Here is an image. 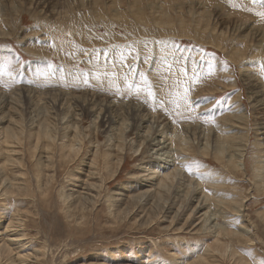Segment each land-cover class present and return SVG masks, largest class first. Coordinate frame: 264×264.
<instances>
[{
  "label": "rangeland",
  "instance_id": "rangeland-1",
  "mask_svg": "<svg viewBox=\"0 0 264 264\" xmlns=\"http://www.w3.org/2000/svg\"><path fill=\"white\" fill-rule=\"evenodd\" d=\"M0 1V67L11 74L0 78V245L14 264H261L264 126L253 119L264 115L248 86L264 91V0ZM143 108L158 129L179 130L170 169L141 137L151 124L135 127ZM222 123L243 139L240 165L193 139L195 125L224 139ZM164 179L173 186L156 200ZM202 197L216 204L190 216Z\"/></svg>",
  "mask_w": 264,
  "mask_h": 264
},
{
  "label": "bare ground",
  "instance_id": "bare-ground-1",
  "mask_svg": "<svg viewBox=\"0 0 264 264\" xmlns=\"http://www.w3.org/2000/svg\"><path fill=\"white\" fill-rule=\"evenodd\" d=\"M5 1H7V0H5ZM241 1V0H240ZM246 1V0H245ZM1 2V1H0ZM8 2H10V1H8ZM218 2V1H217ZM238 1H236V0H231V4L232 5H234V4H236ZM246 2H248V0L246 1ZM249 3V2H248ZM247 3V4H248ZM190 4V3H189ZM220 4V3H219ZM221 5V4H220ZM209 6V5H208ZM219 6V5H218ZM226 6V5H225ZM252 6V5H251ZM236 7V6H235ZM238 7V6H237ZM263 7V6H262ZM221 8V7H220ZM253 9V8H252ZM249 11H251V8H249L248 9V12ZM255 11V10H254ZM212 12V11H211ZM245 12H247L246 10H245ZM193 13V12H192ZM221 13V12H220ZM229 13V12H228ZM217 15H220L219 13H218V11H217ZM244 15H246V16H243L242 18H238V20H240L241 21V24H239V27L242 25L243 26V28H245L246 27V20L248 21L249 19H248V15H249V13L247 14H244ZM225 17H229V15H227V16H225ZM224 18V17H223ZM227 19H229V18H227ZM172 21H175V20H173V19H171ZM258 20V19H257ZM165 21V20H164ZM179 21V20H178ZM179 23H180V21H179ZM208 23H209V21H208ZM171 24V23H170ZM186 24V23H185ZM258 23H256V25H257ZM172 25V24H171ZM199 25V24H198ZM251 25V24H250ZM253 25H255V24H253ZM238 27V28H239ZM250 27V26H249ZM254 27V26H253ZM182 29V28H181ZM247 29V28H246ZM253 30V29H252ZM10 35V34H9ZM246 35V34H245ZM253 35V34H252ZM243 37V36H242ZM247 37V36H246ZM259 37H261V36H259ZM251 39H252V37H251ZM255 39V38H254ZM262 39H264V33H263V35H262ZM244 40H246L245 38H244ZM261 40V39H260ZM34 41V40H33ZM256 41V40H255ZM262 41H264V40H262ZM258 42V41H257ZM238 49V48H237ZM115 52V51H114ZM120 53V52H119ZM240 55V54H239ZM241 56V55H240ZM119 65V64H118ZM248 75H250V74H248ZM247 79H251L250 77H247ZM248 84V83H247ZM249 85V84H248ZM248 88H249V92L254 96V98H253V101L255 102V107H261V110H260V113H263V115H264V91H262L261 90V88L259 89V85H256V84H252V86H248ZM264 90V89H263ZM23 93V92H22ZM24 94V93H23ZM86 94V93H85ZM250 94V95H251ZM34 95V94H33ZM38 95V94H37ZM76 95V94H75ZM241 96V95H240ZM251 97V96H250ZM17 98V97H16ZM21 98V97H20ZM106 98V97H105ZM181 99V98H180ZM79 100H81V98L79 99ZM105 100V99H104ZM130 100V99H129ZM56 101V100H55ZM93 101V100H92ZM111 101V100H110ZM18 102V101H17ZM41 102V101H40ZM69 102V101H68ZM74 102V101H73ZM128 102V101H127ZM176 102V101H175ZM213 102V101H212ZM37 103V102H36ZM116 103V102H115ZM70 104V103H69ZM68 104V105H69ZM98 104V103H97ZM96 104V105H97ZM241 104V103H240ZM27 105V104H26ZM66 105V104H65ZM242 105V104H241ZM95 106V104H93V103H91V105L89 106V110H93V109H95V108H93ZM95 107H97V106H95ZM98 107H99V105H98ZM102 107V106H101ZM123 107V106H122ZM129 107V106H128ZM139 107V106H138ZM237 107V106H236ZM4 108H6V107H4ZM141 108H142V106H141ZM140 108V109H141ZM174 108V107H173ZM220 108V107H219ZM102 109V108H101ZM230 109V108H229ZM241 108H239L237 111H239ZM98 110V109H97ZM96 110V111H97ZM100 110V109H99ZM103 110H104V108H103ZM115 110V109H114ZM113 110V108L111 107V104H108V107H107V109H106V113H109V114H107V116H108V118H109V121H111V120H113V119H115L116 117H117V115L116 114H114V111ZM135 110V109H134ZM143 110V112L142 111H140V113L137 115V119H136V122H134V124H135V127H138L139 128V126L141 127L145 122H149L151 125H149L148 126V128H149V131L152 129L153 131H152V136L151 137H149V135L151 134H148V135H143V136H141V137H143L144 138V140H146V141H148V148H150V146L152 145V146H155L157 149H156V152H157V155H159V156H161V157H156V160H155V162L156 163H158L159 161H162L164 164H161L162 165V167H164V169L166 168V169H170L169 167H171V161H173L172 159H174L173 158V154L171 155V153H173V150H171L170 148H169V144H168V141H169V139H172L173 137H176V136H178L179 135V130H176V128L173 130L172 128H170L169 126L170 125H167V123L165 124V125H162L163 126V128L160 130V129H158L159 128V126L161 125V123L162 122H164L163 120H161L160 121V119H162V118H157V119H154L153 121L150 119L151 117H150V114H148V112L147 113H145L146 112V110H144V108L142 109ZM35 111H36V109H35ZM87 111V110H86ZM85 111V112H86ZM95 111V110H94ZM132 111V110H131ZM98 112V111H97ZM104 112V111H103ZM126 112V111H125ZM257 110H256V115H257ZM47 113V112H46ZM66 113V112H65ZM101 114H102V112H100ZM116 113V112H115ZM239 113V112H238ZM241 113H242V111H241ZM247 112L245 111V113H243V115L244 116H241V115H238L237 114V117H238V119L240 118L241 120H242V118H244V120L247 122V121H249L248 119H249V116L246 114ZM85 114V113H84ZM98 114V113H97ZM118 114H120V113H118ZM132 114V113H131ZM148 114V115H147ZM69 115V114H68ZM2 116V115H1ZM120 116V115H119ZM129 116V115H128ZM138 116H139V118H138ZM3 117V116H2ZM127 117V116H126ZM155 117V116H154ZM160 117V116H159ZM257 116H255L254 117V124H258L259 126H261V125H263L264 126V119H260V120H258L257 118H256ZM259 117V116H258ZM23 118V117H22ZM107 117H105V119H106ZM121 118H123V117H121ZM121 118H119V119H121ZM129 118V117H128ZM8 119V118H7ZM124 119V118H123ZM126 119V118H125ZM132 119H133V117H132ZM257 119V120H256ZM0 120H1V118H0ZM116 120V119H115ZM114 120V121H115ZM118 120V119H117ZM116 120V121H117ZM128 120V119H127ZM227 120H229L230 121V124L229 125H231V124H233L234 122L232 121L233 119L232 118H230V117H227ZM227 120H226V122H227ZM222 121V120H221ZM251 121V120H250ZM42 122V121H41ZM108 122V121H107ZM112 122V121H111ZM242 122V121H241ZM17 123H18V121H17ZM20 123V122H19ZM47 122H45V124H46ZM123 123H126V121L125 122H123ZM122 123V124H123ZM128 123V122H127ZM157 123V126L154 128V125ZM238 123V122H237ZM41 124V123H40ZM129 124V123H128ZM127 124V125H128ZM228 124V123H227ZM9 125V124H8ZM47 125V124H46ZM226 125V123L224 124V123H222V130H223V134H225V136H223L224 137V139H221L220 138V136H216L217 134H214L213 133V136H212V134L211 133H208V134H206V133H204V132H202V129L200 128L201 126L200 125H195L196 127L193 129V139H195V140H198V142H201L200 141V137H202V135H203V139H204V141H202V142H204L203 143V146H201L202 148L200 149V151H202L203 153H205V154H209V152L211 151V150H214V154L215 155H219V154H221V155H224V153L225 152H227L228 153V159H227V161H228V163L230 164V165H232V166H235V165H237V164H239L240 165V163H241V161H242V156H243V151H244V144H243V139L242 138H240V137H236L235 139H234V137H230L229 135H227V133H229V131H231V130H227V129H229V128H224V126ZM229 125H227V126H229ZM234 125V124H233ZM11 126V125H10ZM123 126H124V124H123ZM226 126V127H227ZM257 126V125H256ZM14 127V126H13ZM16 127V126H15ZM30 127V126H29ZM43 127V125L41 126V128ZM78 127V129H80L79 128V126H77ZM125 127V126H124ZM174 127V126H173ZM231 127H232V125H231ZM230 127V128H231ZM237 127V126H236ZM235 127V128H236ZM238 127H240V126H238ZM110 128V127H109ZM116 128V127H115ZM115 128L113 129L114 131H115ZM168 128H170L169 129V131L170 130H173L172 131V133H169V131H168ZM241 128V127H240ZM13 129V128H12ZM20 129V128H19ZM43 129V128H42ZM46 129H49V126H48V128H46ZM75 129H77V128H75ZM123 129V128H122ZM255 129V128H254ZM257 130H258V132H260V133H258V134H264V132H262L263 131V128L261 127V128H259L258 126H257V128H256ZM7 130V129H6ZM52 130V129H51ZM125 130V129H124ZM206 130V129H205ZM208 130V129H207ZM232 130H234V129H232ZM22 131H24V130H22ZM41 131V130H40ZM46 131V130H45ZM128 131V130H127ZM148 131V130H147ZM148 131V132H149ZM189 131V130H188ZM4 132V131H3ZM8 132L9 133H11L14 137L16 136V134L14 133V132H12L11 131V128H8ZM69 132V131H68ZM77 132V131H76ZM178 133V135H176L177 133ZM40 133V132H39ZM67 133V132H66ZM70 133V132H69ZM113 133H115V132H113ZM120 133V132H119ZM167 133V135H168V133H169V138H165L166 140H162V139H160V138H158V135H160V134H166ZM181 133H183V132H181ZM180 133V134H181ZM201 133V134H200ZM8 134V133H7ZM6 134V135H7ZM41 134V133H40ZM45 134V137H51L52 135H50V133H44ZM90 134V133H89ZM122 134V133H121ZM124 134V133H123ZM222 134V135H223ZM115 135V134H114ZM182 135V134H181ZM205 135H206V138H205ZM256 135H257V133H256ZM9 136H10V134H9ZM258 136V135H257ZM57 137V136H56ZM68 137V136H67ZM119 137V136H118ZM36 138H38V137H36ZM39 138H40V136H39ZM71 138V137H70ZM74 138V137H73ZM112 138V137H111ZM183 140L185 139H189L188 138V136L187 135H185V136H183V137H181ZM180 138V139H181ZM191 138V137H190ZM12 139V138H11ZM14 139V138H13ZM22 139V138H21ZM50 139V138H49ZM175 139V138H174ZM178 139V138H177ZM179 139V140H180ZM39 140V139H38ZM70 140V139H69ZM120 140V139H119ZM124 140H125V138H124ZM142 140V139H141ZM179 140H177V141H179ZM194 140V141H195ZM232 140H236V147H235V145H233L232 143H234ZM263 140H264V138H263ZM121 141H122V139H121ZM126 141V140H125ZM38 142V141H37ZM201 142V143H202ZM78 143V142H77ZM80 143V142H79ZM146 143V142H145ZM196 143V142H195ZM38 144V143H37ZM192 144V143H191ZM199 144V143H198ZM263 144H264V141H263ZM263 144H262V142H261V145L263 146ZM71 145V144H70ZM201 145V144H200ZM71 147V146H70ZM73 147H74V145H73ZM123 147V146H122ZM212 147V148H211ZM67 148V147H66ZM199 148V147H198ZM32 149V148H31ZM68 149V148H67ZM71 149V148H70ZM74 149V148H73ZM151 149V148H150ZM189 149V148H188ZM193 149V148H192ZM211 149V150H210ZM233 149H235V150H233ZM73 153H74V151H73ZM76 153V152H75ZM98 153V152H97ZM70 154H72V153H70ZM77 154V153H76ZM186 154V153H185ZM192 155V154H191ZM236 156H239V162H237L236 161ZM120 158H122V157H120ZM176 159V158H175ZM175 159H174V161H175ZM122 160V159H121ZM261 162V161H260ZM263 162V161H262ZM264 163V162H263ZM159 165H160V163H158ZM166 164L169 166H166ZM260 164V163H259ZM119 167V166H118ZM161 167V168H162ZM93 168H95V167H93ZM92 169V168H91ZM257 169V168H256ZM258 169H263V170H261L260 172L262 173L263 171H264V164H260V166H259V168ZM115 172V171H114ZM260 173V178H262L263 177V179H264V173H262L261 174ZM90 174V173H89ZM177 175V171L175 172V171H172V172H170L169 173V175L167 176V178H165V179H168V178H170L171 179V181H172V179H173V182H174V177ZM259 175V174H258ZM186 176V175H185ZM189 176V175H188ZM114 177V176H113ZM93 179V178H92ZM95 179V178H94ZM164 179V180H165ZM166 181V180H165ZM168 181V180H167ZM161 182L160 183V186L159 187H157V189H156V193H155V191H154V193L156 194L155 196H156V200H157V198H163L162 197V194H164V197H166L165 195L169 192V187L170 186H173V184H171L170 185V182L168 183V182ZM162 184V185H161ZM192 184V183H191ZM97 188V187H96ZM168 188V189H167ZM178 188V187H177ZM176 188V189H177ZM219 188V187H218ZM217 188V189H218ZM179 189V188H178ZM92 191V190H91ZM181 190H179V192H180ZM217 191V190H216ZM96 192V191H95ZM173 192H174V190H173ZM196 192H198V191H195V194H196ZM143 194V193H142ZM175 194V193H174ZM174 194H173V196H174ZM189 193L188 192H186V195H185V197H184V199H186V197H187V195H188ZM144 195L145 196H148V195H150V194H143V197H144ZM137 197V196H136ZM138 197H141V196H138ZM137 197V199H139V201H140V198H138ZM143 197L141 198V199H143ZM152 197H154V196H152ZM177 197V196H176ZM149 198H151V197H149ZM149 198H147V199H149ZM203 198V197H202ZM209 198V197H208ZM207 198V199H208ZM136 198H132V199H130L131 200V202L133 201V200H137ZM169 199V198H168ZM172 199H174V198H172ZM146 200V199H145ZM192 200H193V202H194V196H193V198H188V202H190L191 204H192ZM81 202V201H80ZM141 202V201H140ZM140 202H138V203H140ZM209 202H213V204H216L215 203V201H214V198H211L210 199V201H207V200H205L204 198L203 199H201L200 198V200H198V202H197V204L195 205V206H193V209H192V211H191V213H190V216L192 215V213H194L193 214V217H196V215L197 214H199L201 211H203L204 209H205V206L206 205H208V204H206V203H209ZM137 203V202H136ZM137 203V204H138ZM147 203V202H146ZM158 202L157 201H155L154 202V205L155 204H157ZM190 203H189V205H190ZM84 204V206H85V203H83ZM132 204V203H131ZM173 204V203H172ZM187 204V203H186ZM154 205H153V207H154ZM226 205H228V203H226ZM83 205H81L80 207H82ZM141 207V206H140ZM229 207H231L233 210H237L239 207H240V205H230L229 204ZM142 208V207H141ZM126 210V209H125ZM182 213V212H181ZM181 213H179V214H177V213H175V215H174V217H173V219L174 218H177V217H180V215H181ZM206 213H207V211L204 213V215L205 216H207V220L209 219H211V216H212V214H208V215H206ZM129 214V213H128ZM215 213H213V215H214ZM201 216V215H200ZM199 217V216H198ZM202 217V216H201ZM218 217V216H217ZM206 218V217H205ZM179 219V218H178ZM189 220H191L190 218H189ZM203 220H204V218H203ZM213 221V220H212ZM214 222V221H213ZM15 223V222H14ZM211 225V224H210ZM216 225V224H215ZM204 226H205V224H204ZM213 226V225H212ZM211 226V227H212ZM9 228H10V226H9ZM220 228V227H219ZM245 231V230H244ZM218 232H220V229H219V231ZM221 232H225V233H227V234H231V232L230 231H228V230H226V229H224V228H221ZM220 234V233H219ZM14 239V238H13ZM12 240V239H11ZM252 240V239H251ZM14 241H16V240H14ZM5 243V242H4ZM3 244V243H2ZM7 244V243H6ZM220 243H218L217 245H215L214 247H215V249H218V251L220 252V253H223V252H226L227 251V249H228V245L227 244H225L224 246H223V248H220V245H219ZM7 246H9V244L7 245ZM11 251H13V250H11ZM10 253V255H12L11 254V252H10V247H6V245L4 246V244L3 245H0V263L1 264H14L15 263V259H13L12 258V256L11 257H9V254ZM14 257V256H13ZM17 257H18V255H17ZM20 257V256H19ZM21 257H22V255H21ZM39 257V256H38ZM16 258V257H15ZM207 259V258H206ZM205 259V260H206ZM30 260V259H29ZM200 260V259H199ZM198 260V261H199ZM205 260H202V261H199V262H195V263H193V264H212V262H210V261H205ZM35 261V260H34ZM19 262V261H18ZM33 264V263H32Z\"/></svg>",
  "mask_w": 264,
  "mask_h": 264
},
{
  "label": "snow or ice",
  "instance_id": "snow-or-ice-1",
  "mask_svg": "<svg viewBox=\"0 0 264 264\" xmlns=\"http://www.w3.org/2000/svg\"><path fill=\"white\" fill-rule=\"evenodd\" d=\"M258 15L264 17V12H261V13H258ZM121 55H125L124 53H121ZM131 68L132 66L131 65H128V69L129 71H131ZM5 75H11L9 72H8V69H7V66H4V67H0V78H3ZM139 77H140V80H141V83L144 87V89L147 90L148 92V95H154V93L152 92V85L151 83L149 82L148 78L146 77L145 73L143 72H140L139 73ZM87 82V81H85ZM135 85H130L129 86V90H131L132 87H134ZM189 92V89L185 88L184 89V94H185V98L187 97V94ZM261 264H264V260L261 261Z\"/></svg>",
  "mask_w": 264,
  "mask_h": 264
}]
</instances>
